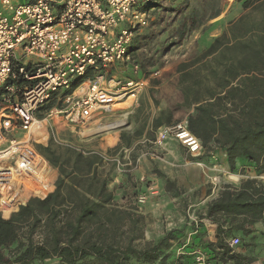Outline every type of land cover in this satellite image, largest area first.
Instances as JSON below:
<instances>
[{"label":"trees","instance_id":"1","mask_svg":"<svg viewBox=\"0 0 264 264\" xmlns=\"http://www.w3.org/2000/svg\"><path fill=\"white\" fill-rule=\"evenodd\" d=\"M235 2L244 12L200 53L176 65V84L193 106L187 125L202 147L224 150L230 171L244 158L251 169L264 172V0ZM185 31L184 23L180 34ZM141 71L146 75L143 67ZM40 135L46 136L42 131L34 139L42 140ZM36 149L57 169L56 188L45 200L29 199L8 218L0 214V264L48 259L81 264L89 258L97 264H128L129 258L139 264H172L170 241L183 230L138 245L142 216L113 203V193L96 169L101 156L76 153L71 164H65L50 145ZM263 213L264 200L254 180L225 185L206 207L205 217L217 228L216 241L205 247L223 262L245 264L241 253L225 243L223 224L241 218L236 226L241 229L261 221Z\"/></svg>","mask_w":264,"mask_h":264},{"label":"built area","instance_id":"2","mask_svg":"<svg viewBox=\"0 0 264 264\" xmlns=\"http://www.w3.org/2000/svg\"><path fill=\"white\" fill-rule=\"evenodd\" d=\"M156 2L162 0H0L2 214L7 210L9 216L31 198L45 200L56 188L57 169L37 151V131L46 134L53 118L79 135L91 124L106 126L116 104L134 100L158 75L159 70L138 78L124 74L140 70L130 50L158 9ZM167 138L190 155L203 150L186 119L158 128L153 144L161 147ZM227 177L229 185L254 180L264 200V172L248 169L238 179ZM224 240L230 248L240 242L238 236Z\"/></svg>","mask_w":264,"mask_h":264},{"label":"rangeland","instance_id":"3","mask_svg":"<svg viewBox=\"0 0 264 264\" xmlns=\"http://www.w3.org/2000/svg\"><path fill=\"white\" fill-rule=\"evenodd\" d=\"M243 12L235 0H162L158 9L151 14L147 27L135 36L137 39L131 49L132 62L143 67L146 73L144 76H150L153 71L159 70L158 77L151 80L159 83L174 81L176 63L200 53L214 37L222 33L230 21L238 18ZM213 14L218 16L212 18ZM184 23L186 31L180 34ZM131 100L132 98H129L128 102ZM126 104H118L115 108H123ZM110 123L103 122L105 125ZM47 129V140L38 146L50 145L60 161H67L65 164H71L73 156L81 153L79 150L96 152L90 155L81 153L84 156H101L96 169L106 180L107 189L112 191L113 203L142 216L139 225L142 238L135 241L138 245L156 242L171 230H183V237L170 241L171 257L168 261L172 264H234V259L223 262L205 247L207 242L216 241L217 228V223L205 217V211L207 203L216 198L225 185L230 184L228 173L237 176L243 172V168L240 171H237V168L234 171L218 169L217 172L208 168L205 174L203 172L204 182L199 181L195 186L188 188L179 181L167 180L164 189H158L153 187L155 184L150 180L134 178L132 172L137 165L134 166L136 159H132L130 145L125 138L113 144L112 129L96 134V137L87 134L86 130L84 134L87 135L79 137L64 126H55L51 122ZM155 155L162 160V154ZM155 172L157 176L161 175L159 171ZM213 178H216L214 183L211 182ZM139 197H143V200L139 201ZM0 214L3 218L9 217H4L1 212ZM240 221L241 218L235 221L226 219L222 227L223 237H239L240 242L231 250L236 254L241 253L245 264H264L259 260L262 258L259 250L264 249V222L263 225H257L253 234L250 226L236 229ZM248 228L251 232H247ZM247 249L252 250V257L248 259L246 254L241 252ZM35 264L50 263L45 260ZM81 264L97 262L89 258ZM128 264L139 263L129 258Z\"/></svg>","mask_w":264,"mask_h":264},{"label":"crops","instance_id":"4","mask_svg":"<svg viewBox=\"0 0 264 264\" xmlns=\"http://www.w3.org/2000/svg\"><path fill=\"white\" fill-rule=\"evenodd\" d=\"M181 61L183 60L178 61L176 65ZM175 68L174 81L167 80L163 83H159L156 80H151L156 79V76L149 78L147 84L137 94L136 99L129 102L127 99L118 103H127L123 108H115V106L118 105L116 104L114 106V111L106 118L107 120L104 121L111 122L110 124L121 120H125L124 122L122 121L115 127L109 129L104 128L103 130H97L98 126L95 127L91 124L89 126V131H87V134L96 137V134H102L104 131L112 129L111 136L114 141L113 144L118 143L125 138V141L130 145V151L133 153L132 159H138L137 167L134 168L132 172L134 178L136 179L137 177H140L147 181L150 180L155 184L153 187L158 189H164V184L167 180L179 181L190 188L191 186L197 185L199 181L204 182L203 172L205 174L208 168L209 170L211 169L216 172L218 169H229L226 153L220 148H212L211 150L203 148L199 154L190 155L186 153L183 146L173 138H167L161 147H157L153 144L158 128L181 119L187 120V116L193 110L190 100L176 84L177 73ZM115 71L120 75L119 70ZM124 74L134 78L144 76L141 69L135 75L133 73L128 74V71ZM50 122L55 126L57 124L62 125L68 129V131L75 133L72 128L58 118L51 119L48 123L49 125ZM87 134L77 135L79 137H84V135ZM47 138L48 129L45 138L39 141L38 144L45 142ZM38 144L36 145V148ZM136 146L139 148L137 147V149H135ZM156 153L162 154L161 157L163 161L156 157ZM235 162L236 168L238 169L237 171H240V169L242 170V168L243 170L251 169L250 166H248L249 162L245 161L244 158H238ZM155 171H159L161 175L157 176ZM263 220L264 213L261 221L250 225L253 229V234L255 233L254 229L257 228L258 224L263 225ZM258 233L260 235V232ZM241 252L246 254L247 259L252 257V250L247 249L246 251L243 250ZM259 255L262 257L259 258V260H262L264 263V249L259 250ZM48 261L50 264H59L57 259H48ZM247 264L250 263L247 262Z\"/></svg>","mask_w":264,"mask_h":264},{"label":"bare ground","instance_id":"5","mask_svg":"<svg viewBox=\"0 0 264 264\" xmlns=\"http://www.w3.org/2000/svg\"><path fill=\"white\" fill-rule=\"evenodd\" d=\"M126 115H127V114H126ZM126 117H127V116H126ZM122 121H123V120L118 121V122H116V123H112V124L106 125L105 127L100 126V127L97 128V130H102V129H104V128L109 129V128L115 127L116 125L120 124ZM123 122H124V121H123ZM101 127H102V128H101ZM42 131H43V130H42ZM42 131H37V132L34 134V136L40 134ZM233 177H234L235 179H237V176L233 175Z\"/></svg>","mask_w":264,"mask_h":264}]
</instances>
